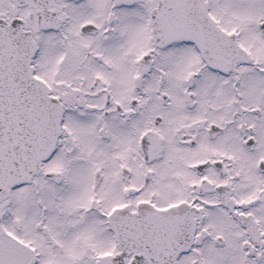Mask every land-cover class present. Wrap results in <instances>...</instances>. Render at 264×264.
I'll use <instances>...</instances> for the list:
<instances>
[{
    "label": "snow or ice",
    "instance_id": "1",
    "mask_svg": "<svg viewBox=\"0 0 264 264\" xmlns=\"http://www.w3.org/2000/svg\"><path fill=\"white\" fill-rule=\"evenodd\" d=\"M0 264H264V0H0Z\"/></svg>",
    "mask_w": 264,
    "mask_h": 264
}]
</instances>
